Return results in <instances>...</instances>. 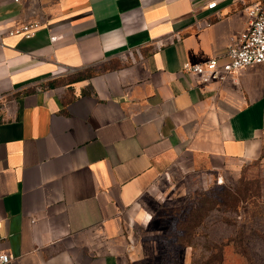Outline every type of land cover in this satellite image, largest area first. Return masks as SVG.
Returning a JSON list of instances; mask_svg holds the SVG:
<instances>
[{
	"label": "crops",
	"instance_id": "obj_1",
	"mask_svg": "<svg viewBox=\"0 0 264 264\" xmlns=\"http://www.w3.org/2000/svg\"><path fill=\"white\" fill-rule=\"evenodd\" d=\"M254 2L0 0L5 264H125L158 180L264 161V63L183 71L226 61ZM25 22L33 35L9 34Z\"/></svg>",
	"mask_w": 264,
	"mask_h": 264
},
{
	"label": "rangeland",
	"instance_id": "obj_2",
	"mask_svg": "<svg viewBox=\"0 0 264 264\" xmlns=\"http://www.w3.org/2000/svg\"><path fill=\"white\" fill-rule=\"evenodd\" d=\"M223 180L164 177L143 196L125 264H264V161Z\"/></svg>",
	"mask_w": 264,
	"mask_h": 264
},
{
	"label": "built area",
	"instance_id": "obj_3",
	"mask_svg": "<svg viewBox=\"0 0 264 264\" xmlns=\"http://www.w3.org/2000/svg\"><path fill=\"white\" fill-rule=\"evenodd\" d=\"M216 4V1H212L208 3V7L213 8ZM247 17L246 28L240 33L238 42L227 48L226 61H220L215 57L198 63L186 62L183 65V71L197 75L200 80L208 81L223 79L244 67L264 63V5L261 2L249 5ZM38 27V22H25L10 30L9 34L22 33L25 37H30ZM10 260V253L0 248V264L8 263Z\"/></svg>",
	"mask_w": 264,
	"mask_h": 264
}]
</instances>
